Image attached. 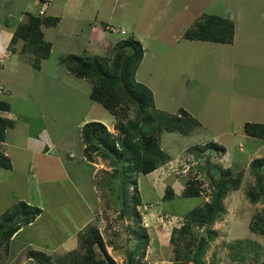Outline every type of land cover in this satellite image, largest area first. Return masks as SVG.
Here are the masks:
<instances>
[{
	"label": "rangeland",
	"instance_id": "rangeland-1",
	"mask_svg": "<svg viewBox=\"0 0 264 264\" xmlns=\"http://www.w3.org/2000/svg\"><path fill=\"white\" fill-rule=\"evenodd\" d=\"M64 1L53 0L47 10L46 15L62 19L57 26L42 27L53 46L40 69L33 65L35 53L27 52L23 41L13 45L15 54L7 51L6 38L0 45V102L10 104V111L0 108V116L15 122L6 131V144L0 145V152L7 153L13 165L11 169L0 166V214L21 200L43 209L1 249L0 264H41L28 255L31 250H43L55 259L78 249L79 234L73 235L71 243L62 236L84 223L100 229L117 264H132L130 254L139 243L136 228L150 241L143 256L132 255L133 263L174 264L173 229L184 223L190 210L211 201L215 179L224 169L233 176L242 174L243 180L224 200L226 211L212 228L216 237L209 243L205 261H263L264 235L252 232L249 225L263 210L264 201L253 202L247 192L255 185L249 163L264 157V139L246 134L244 124L264 123V0H99V12L90 13L89 20L79 16L77 21L63 10ZM40 8L38 0H0V33L7 25L14 32L27 21L28 13L37 15ZM206 14L235 22L234 43L185 37L186 30ZM109 25L124 28L127 34L112 33ZM95 27L98 37H92ZM138 30L144 58L137 80L151 82L157 113L180 114L184 108L200 122L190 135L163 129L159 144L169 158L149 174L137 173L129 161L117 160L106 150H94L93 160L85 155L80 125L85 116L105 123L111 138H116L115 124L133 121L137 110L132 106L123 119L112 114L91 98L93 83L72 74L62 61L68 54L94 55L92 43L99 44L100 55L112 58L114 47L103 48L102 37L117 42L136 37ZM158 122L155 116L153 124ZM36 137L40 143L46 138L49 153L34 150ZM208 142L223 145L229 156L214 147L200 152ZM188 179L203 189L200 196H184ZM169 185L175 197L164 200ZM134 195L142 202L137 205L138 225L130 214ZM123 197L128 214L122 218ZM238 240L246 242L243 250Z\"/></svg>",
	"mask_w": 264,
	"mask_h": 264
},
{
	"label": "trees",
	"instance_id": "trees-1",
	"mask_svg": "<svg viewBox=\"0 0 264 264\" xmlns=\"http://www.w3.org/2000/svg\"><path fill=\"white\" fill-rule=\"evenodd\" d=\"M59 21V17L28 13L27 21L15 28L11 46L23 40L24 49H31L35 53L34 66L40 68L41 61L49 58L53 46L45 39L42 27L57 26ZM235 32L236 27L233 20L216 14H206L186 30L185 37L191 40L232 44L235 40ZM143 58V43L137 38L129 37L115 44L112 58L99 55L68 54L62 61L67 63V68L72 74L79 78L89 79L93 83L91 98L102 104L112 114L119 115L123 119L132 106L137 110V116L133 121L115 124L119 131L116 138H111V133L104 123L100 121L86 123L82 128L83 142L86 143L85 155L93 160L94 150H106L110 152V156L116 154L117 160L129 161L133 165L130 167L134 168L137 173L149 174L169 158L167 152L159 144V136L163 129L190 135L200 125V122L184 108L180 110V114L170 115L162 111L157 113L152 89L137 80V70ZM8 104L0 102V108L9 110L10 105ZM155 116L159 117V122L154 125ZM14 125L15 122L12 119L0 116V142H5L7 129ZM244 131L250 136L264 139V123L246 122ZM195 146L193 147H198V145ZM212 147L219 152H225V147L216 142L202 145L200 152L204 153ZM0 166L5 169L13 167L10 156L3 151L0 152ZM250 169L255 178V185L247 192V195L253 202L264 201V157L253 160ZM242 178V174L233 176L230 169L222 170L220 178L215 179L216 182L213 184L211 201L190 210L184 218V223L173 229L170 243L173 245L174 264H208L205 256L209 243L216 237V231L212 228L215 221L225 214L224 200L228 193L239 189ZM137 183V178H135L133 184L137 185ZM186 183L185 197H197L202 194L203 189L199 188L198 182L188 179ZM174 197V188L167 186L163 199L170 200ZM134 199L136 202L130 214L138 225L141 215L137 211V205L142 202L136 195ZM122 200L126 202L121 214L123 218L128 212L126 213V197ZM42 210L37 205L21 200L0 214V251L3 247L7 248L10 245L12 237L24 225L33 223ZM195 225H198V229L194 228ZM249 228L252 232L264 235V208L255 215L254 220L252 219ZM134 231L139 243L138 249L130 254L132 264H135L132 255L140 252L143 256L150 241L149 236L142 233L140 229L136 228ZM79 237L81 245L78 249L71 250L55 259L43 250H31L28 255L41 264H117L108 253V243L98 227L88 225L84 231L79 232ZM245 243L238 240L239 249L243 250ZM137 264H141V260H138ZM255 264H264V260Z\"/></svg>",
	"mask_w": 264,
	"mask_h": 264
},
{
	"label": "crops",
	"instance_id": "crops-1",
	"mask_svg": "<svg viewBox=\"0 0 264 264\" xmlns=\"http://www.w3.org/2000/svg\"><path fill=\"white\" fill-rule=\"evenodd\" d=\"M170 2V1H169ZM171 3V2H170ZM62 4V8H63V10L65 11V12H67L69 15H70V18L72 19V20H74V21H77L78 20V18H79V16L80 17H85V18H87L88 20L89 19H91L90 17H89V14L90 13H93L94 11H96L97 10V12H99V0H92L91 2H90V4H88L87 6L84 4V0H65L64 2H62L61 3ZM50 7V6H49ZM49 7H47V10L49 9ZM60 10L59 11H63L61 8H59ZM47 10H46V13H45V15L47 14ZM85 14H88V15H85ZM50 16H51V13L49 14ZM56 17H59L60 18V21H61V16H59V15H55ZM6 27V29H1V33H0V45H1V43H3V40L6 38L7 39V42H9V40H10V38H11V36H12V34H13V32L10 30V27H7V26H5ZM140 31L138 30V33L136 32V37H134V38H137V39H139L141 42H142V40H141V38H142V36H140ZM5 36H7V37H5ZM99 36V28L98 27H95V29H94V35L92 36V37H98ZM236 37V36H235ZM102 41H103V43H104V46H103V48H111V44L113 45V47L115 46V44L117 43V42H110V41H105L104 40V37H102ZM235 41V40H234ZM6 42V43H7ZM90 42H91V40H90ZM143 43V42H142ZM6 45V44H5ZM143 46H144V44H143ZM97 47H99V44H95V43H92V48H91V50H93V49H96V50H93V53H94V55H100L101 54V52H99L100 50L99 49H97ZM112 47V48H113ZM111 48V49H112ZM102 49V48H101ZM139 68H140V66H139ZM139 68H138V70H137V75H138V72H139ZM141 82H143V81H141ZM147 83H149V85L147 84V86H150V85H152L151 84V82H148L147 81ZM144 84H146V81H145V83ZM154 92V91H153ZM154 95H155V93H154ZM155 103H156V97H155ZM89 121H91V119L89 118V116H85L83 119H82V122H81V126H83L85 123H87V122H89ZM36 139H37V142L36 143H34L33 144V147L35 148L34 150H40L42 153H49L50 152V150H49V143H47L46 142V138H43L42 140H41V143H40V141H39V137H36ZM31 140H33L32 138H31ZM1 144V147H2V145H5L6 143L5 142H0ZM40 143V144H39ZM50 145H51V143H50ZM8 151V150H7ZM5 154H7V153H5ZM8 155V154H7ZM14 170V168L12 169V171ZM28 202H29V200H28ZM88 223H84V224H82V226H80V228H79V230H75L73 233H71V234H68V235H63L62 237H63V241L65 242V241H67V240H69L68 242L69 243H71V240H72V237H73V235H78L79 234V232L84 228V227H86V225H87ZM62 242V241H61Z\"/></svg>",
	"mask_w": 264,
	"mask_h": 264
},
{
	"label": "clouds",
	"instance_id": "clouds-1",
	"mask_svg": "<svg viewBox=\"0 0 264 264\" xmlns=\"http://www.w3.org/2000/svg\"><path fill=\"white\" fill-rule=\"evenodd\" d=\"M38 2H39V4L41 5V8H40V10H39V14H37V15H45V13H46V10H47V7H49L51 4H52V2H53V0H38ZM36 15V14H35ZM45 16H48V15H45ZM235 23V22H234ZM9 25H7V27H8ZM110 26V25H109ZM107 28H108V26H107ZM118 28V27H117ZM120 28V27H119ZM5 29V28H4ZM124 29V28H123ZM126 30V29H125ZM14 33V32H13ZM115 34H118V33H115ZM126 34H127V31H126ZM235 34H236V32H235ZM121 35H125V34H121ZM12 36H13V34H12ZM12 36H11V38H12ZM11 38H10V40H9V42H7V44L5 45L6 46V48H7V51L8 52H11L12 54H15V51L16 50H13L14 49V47L13 46H11V48H10V45H11ZM20 41H23V40H20ZM119 41V40H118ZM117 41V42H118ZM19 42V41H18ZM24 42V41H23ZM17 44V43H16ZM9 48V49H8ZM11 49H12V51H11ZM27 52H33V51H31V50H26ZM78 55V54H77ZM99 56H102V55H99ZM48 59V58H47ZM44 60V59H43ZM34 65V64H33ZM36 68V67H35ZM41 68V67H40ZM39 68V69H40ZM85 79V78H84ZM87 80H89V79H87ZM149 87V86H148ZM92 91V90H91ZM153 91V90H152ZM154 93V92H153ZM91 94V93H90ZM155 96V95H154ZM10 105V104H9ZM10 108V107H9ZM8 111H10V109L8 110ZM9 118V117H8ZM90 122V121H89ZM88 123V122H87ZM103 123V122H102ZM258 123H261V122H258ZM86 124V123H85ZM84 124V125H85ZM105 124V123H104ZM83 125V126H84ZM106 125V124H105ZM83 126H82V128H83ZM107 126V125H106ZM81 136H82V129H81ZM253 137V136H252ZM256 138V137H255ZM82 141H83V138H82ZM84 143V142H83ZM217 143V142H216ZM206 144V143H205ZM219 144V143H218ZM220 145V144H219ZM223 146V145H222ZM240 148L242 149V146H240ZM217 151V150H216ZM224 155H226V153H227V155H228V150L225 148V152H222ZM9 156V155H8ZM229 156V155H228ZM11 158V157H10ZM255 159H261V157H258V158H255ZM255 159H253V160H255ZM252 160V161H253ZM251 161V162H252ZM251 162L249 163V169H250V164H251ZM250 171H251V169H250ZM251 174H252V171H251ZM42 213V212H41ZM87 225H90V223H88ZM86 225V226H87ZM35 259V258H34Z\"/></svg>",
	"mask_w": 264,
	"mask_h": 264
},
{
	"label": "built area",
	"instance_id": "built-area-1",
	"mask_svg": "<svg viewBox=\"0 0 264 264\" xmlns=\"http://www.w3.org/2000/svg\"><path fill=\"white\" fill-rule=\"evenodd\" d=\"M108 29L112 33L126 34V30L125 29H123V28H117L116 26H113V25L108 26Z\"/></svg>",
	"mask_w": 264,
	"mask_h": 264
}]
</instances>
